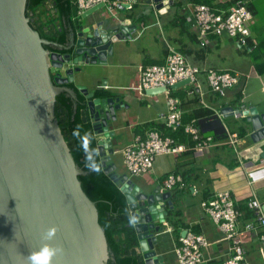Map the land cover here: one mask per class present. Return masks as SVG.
I'll list each match as a JSON object with an SVG mask.
<instances>
[{
    "label": "water",
    "instance_id": "95a60500",
    "mask_svg": "<svg viewBox=\"0 0 264 264\" xmlns=\"http://www.w3.org/2000/svg\"><path fill=\"white\" fill-rule=\"evenodd\" d=\"M165 14L173 0H150ZM28 0H0V264H29L30 251L45 242L61 246L53 264H108L112 258L99 223L97 205L84 192L78 168L55 117L56 98L74 83L83 65H106L114 43L136 30L130 22L92 17L98 5L81 16L87 26L72 33L61 55L44 48L50 44L31 26ZM109 17V15H108ZM120 25V26H118ZM55 78L52 79V76ZM178 83L172 89L190 84ZM87 99L88 111L98 140L104 172L120 185L131 210L139 253L145 264H165L156 247L161 244L167 222V205L174 209L171 193L143 192L127 175L118 176L112 162L118 133L111 130L118 112L129 109L120 97L95 98L94 92L78 87ZM165 90V89H163ZM156 90L146 91L153 95ZM234 113L232 107L221 110ZM247 117L251 140L264 143V112L237 111ZM58 228L53 241L44 235ZM188 231L182 233V237Z\"/></svg>",
    "mask_w": 264,
    "mask_h": 264
},
{
    "label": "crops",
    "instance_id": "0c3cea01",
    "mask_svg": "<svg viewBox=\"0 0 264 264\" xmlns=\"http://www.w3.org/2000/svg\"><path fill=\"white\" fill-rule=\"evenodd\" d=\"M149 1L150 0H139V4L132 10L124 12L125 14L116 13L108 17V11L104 7L92 16L97 19L107 17L110 22L114 19V21L116 20V24L129 21L131 26H136V30L129 33V38L114 43L113 54L108 57L107 63L113 68L118 67L119 64L124 63V61H129L130 66L134 69L132 78L127 82L121 83L112 79L110 80L111 83H117L111 84L109 80H97L98 76L94 75L95 78L91 79L95 81L94 84L89 82L94 85V90L90 92L104 90L113 96L120 97V99L124 101V104H128L129 106L127 111L123 110L118 112V121L113 123V127L111 128V130L118 133L114 139V141L116 140L114 154L120 153L118 146L122 143V136H125L128 142L124 150L133 142L136 136L135 128L137 126H145L151 123L161 124L160 117L168 111L167 100L172 96L171 92L187 88L182 86L175 90L171 89L168 92L163 89H158L153 95L146 94V92H142L139 89L141 76L140 68L152 65L154 62H163L169 48L177 51L203 52L200 56L195 54L186 56L193 64L201 68L213 69L220 72H231L240 75V84L227 94V96L231 98L220 99L216 95L210 93L209 87L205 89L201 84L204 96L203 98H200V96L198 97L200 103L203 101L210 107V110L219 113L217 119L218 124L210 123L208 125L204 123L206 126L204 130L207 136L215 137V133H219L220 129L225 135H227V133H240L241 127L245 126L243 120L247 121V117L243 116L237 118L234 113L223 114L221 110L226 107H232L235 111L241 110L246 112L248 110H258L260 113L264 112V74L259 73L257 70L258 65L264 70V0H241L246 3L254 15L250 28V39L255 48L250 50L240 48L235 40L227 37L214 38L204 51L200 48L197 50L190 48L188 43L183 41L182 37L186 36L191 42H193V38H196V44L198 45V40L193 29V8L195 5L188 0H173V3L166 12L168 13L172 7H176L174 20L169 22L170 28L166 31V33H169V36L167 38L165 37L163 26L162 30L160 28V37L163 44H159L156 40L155 43L157 48H155V44L153 43L149 48L146 47L140 51L137 49V43L141 41L146 31L160 26V15L166 14H161L156 10L157 4L153 1ZM143 6H146L147 9L154 14V23L147 25L146 16H144V14H136L137 9ZM49 7L52 8V5H49ZM81 16H79L81 25L87 26L88 19H82ZM138 26L141 27L140 31L137 30L139 28ZM176 29H178V31H176ZM160 49H163V51L159 52ZM211 49H224L228 51L235 49L239 52V61H234L232 65H226V67H220V69L213 67L208 68L207 63L211 61L208 58L209 56H207V52ZM197 61H203L204 65H199ZM223 61H227V57H225ZM223 64H226V62ZM125 69L132 71L129 67ZM202 77H204L206 81V76ZM137 84H139V86ZM242 86L246 88L244 91L239 89V87ZM117 90H119V92H116ZM173 97L179 99L181 104L185 105L183 108L184 117L192 115L197 108L202 107L200 103H195L196 97L188 95L186 100H182L176 96ZM163 101L166 110L162 107L154 114L150 108L153 105H162L161 103ZM136 102L138 104H135ZM133 106H139L140 109L136 107L138 111H136V109L134 111ZM133 112L137 113L135 117H132ZM131 120L133 121L131 122ZM243 128L246 129L247 134L244 138H241L238 134L241 139L238 151L228 146H223L222 144L226 138L224 140H222V138L218 140L215 139V144L210 149L174 156L175 160L172 165L173 167H170V163L167 162V166L162 163L153 170V175L158 174V176H160L159 180H157V185L154 187H143L139 181H135L128 173L118 174L116 172L118 176L127 175L129 179L134 181L136 186L148 195H152L154 190L158 187H160V189L163 188V179L165 176L175 173L176 171H179V173H189V181L187 182H189L188 189L190 190L186 189V192L189 193H184L179 204L182 210L181 219L184 223V227L175 231V228L167 221L168 223L166 225L163 224L164 230L161 244L156 247L157 253L163 256L165 264H178L174 250L179 244V239L182 237L184 231H192L194 233L198 231L199 234H203L208 238L210 244L209 247L203 250V264H219L229 256L230 242L219 230L211 216L201 208V202L206 198H210L220 191L230 190L239 210L242 208L247 209L246 206L248 207V203L254 199L264 203V143L255 144L250 138L252 131L249 126ZM160 132L163 133L162 131ZM124 150L121 151L123 157ZM229 153H232V155ZM194 187L198 190L197 195H193L192 190ZM165 193H167V191H165ZM241 213L242 218L240 219V227L247 223L244 222L245 212L241 211ZM253 221H255V218ZM258 233H264V228H259L257 232L252 233L251 236H248L245 240L244 245L249 264H264V245L258 241Z\"/></svg>",
    "mask_w": 264,
    "mask_h": 264
},
{
    "label": "built area",
    "instance_id": "2783aa9c",
    "mask_svg": "<svg viewBox=\"0 0 264 264\" xmlns=\"http://www.w3.org/2000/svg\"><path fill=\"white\" fill-rule=\"evenodd\" d=\"M78 7V15L104 4L108 15L124 13L132 10L139 4V0H74ZM254 15L250 8L243 1H236L229 8L211 7L208 5H195L193 8V29L201 50L208 48L214 38L227 37L235 40L240 48H255L251 43V24ZM140 90L165 89L170 91L172 87L180 82L190 80L196 85L197 91L190 90L189 96L203 98L198 76L205 75L210 93L221 98H226L230 90L234 89L241 82L239 74L231 72H220L213 69L201 68L192 63L189 58L180 51L169 48L163 62L140 68ZM187 85H185L186 87ZM175 90V89H173ZM198 94V95H197ZM168 111L160 117L161 125L166 130L178 132L183 129L194 146L189 143H182L176 138L164 136L158 130L146 132L145 137L136 135L133 142L124 150V162L128 174L132 178L144 177L154 166L156 157L178 156L188 151H203L210 149L215 144V137L207 136L199 126L200 120L193 118L188 123L183 122L184 111L181 101L173 96L167 100ZM202 108L210 109L203 101ZM239 111V110H238ZM237 118L243 114L234 111ZM219 113L214 112L209 124L218 119ZM206 118H204L205 120ZM207 123L208 122H204ZM238 134L226 135L222 145L238 151L240 142ZM185 189L187 187L182 176L169 175L164 181L160 190L171 192L175 187ZM193 195L198 194L196 187L192 190ZM201 208L209 214L219 230L230 242L229 256L219 264H249L245 249V240L259 228H264V203L254 199L248 203V208L253 212L255 221H250L240 227L241 211L237 208L230 190L216 193L210 200L203 201ZM261 244L264 245V233H258ZM209 240L203 234H196L188 231L185 237L179 239L174 253L178 264H203L204 249L209 247Z\"/></svg>",
    "mask_w": 264,
    "mask_h": 264
},
{
    "label": "trees",
    "instance_id": "16d2710c",
    "mask_svg": "<svg viewBox=\"0 0 264 264\" xmlns=\"http://www.w3.org/2000/svg\"><path fill=\"white\" fill-rule=\"evenodd\" d=\"M194 5H208L211 7H220L227 9L233 3L240 0H188ZM52 5L49 10L46 9L47 6ZM27 16L31 19V26L39 33L40 37L50 44L44 45V48L51 53H58L61 55H67L71 53L63 47L69 45L71 34L77 33L82 30L83 25L80 23V17L78 15V7L74 3V0H28L27 2ZM32 14V16H30ZM180 19V18H179ZM193 42L197 43L196 38H193ZM204 51V50H203ZM185 55L195 54L200 56L203 52H191L180 50ZM157 64V63H153ZM259 73L264 74V70L257 66ZM65 88L74 92L76 98H73L69 92L63 91L56 98L55 105V117L61 129V132L65 138V141L70 148L73 158L82 171L79 175V180L81 186L87 196L96 203L99 212V223L103 228L108 247L112 258L109 260L108 264H145L143 256L139 253V239L132 221L131 210L129 208V203L126 195L120 190V185L115 183L109 175L104 172L102 166V159L99 156L96 158L100 164V171L93 172L89 171L85 167V157L84 153L79 147L77 140L72 136V131L77 125L82 126V132L87 131L92 134L93 139L91 140V147L98 150V140L94 131L93 124L91 122V116L88 111L87 99L85 95L79 90L78 86L74 83H68L64 86ZM95 98H110L116 97L104 90H96L94 92ZM195 103H200L198 97L196 96ZM236 105V104H234ZM183 104V108H184ZM214 112L210 109H205L202 107L197 108L192 115L185 116L183 118L184 123H188L193 118L200 120V126L202 131L207 134L204 130L206 127L204 122H208ZM204 118H206L204 120ZM245 122L246 127L248 125ZM218 121L214 119L211 124H218ZM218 126V125H217ZM241 127L239 136L244 138L247 134L245 128ZM151 130L162 131L164 136L173 137L181 141L182 143H189L191 147L194 146V142L185 135L184 130L181 129L178 132H172L166 130L164 126L157 123L147 124L145 126H137L135 128V134L145 137L146 132ZM222 130L220 129L219 133ZM215 133V139L226 138L225 133L221 132ZM225 146V145H223ZM99 152V151H98ZM186 153H194V150L188 151ZM174 176H182L187 187L185 189H180L175 187L171 193V200L173 201L174 209H171L167 205V221L175 231L179 228L184 227L182 221V210L179 207L180 201L184 196L189 187V173H179L176 171L172 173ZM171 175V174H169ZM165 176L164 181L168 178ZM187 189V190H186ZM206 198L203 201L210 200ZM202 201V202H203ZM201 202V203H202ZM238 208V207H237ZM247 209H240L245 212L244 222H250L254 220L253 212L246 206ZM239 209V208H238ZM199 234V232H195Z\"/></svg>",
    "mask_w": 264,
    "mask_h": 264
},
{
    "label": "rangeland",
    "instance_id": "374dc122",
    "mask_svg": "<svg viewBox=\"0 0 264 264\" xmlns=\"http://www.w3.org/2000/svg\"><path fill=\"white\" fill-rule=\"evenodd\" d=\"M220 1H224V0H220ZM46 9L49 10L50 7L47 6ZM104 13H105V11H104ZM175 13H176V7H172L168 13H166L165 15H160V19H161L160 20V26L154 27V28L150 29L149 31H146L145 35L142 36L141 41H139L137 43V49L142 51L146 47L149 48V46L153 43L155 44V48H157V45L155 43L156 40L159 44H163L161 37H160V28L162 30V27L164 26L163 29L165 31L163 30V32H164L165 37L167 38L169 36V33H166V31L169 30V28H170L169 22L174 20ZM136 14H144V16H146V18H147V21H146L147 25L155 22L154 14H152L149 11V9H147L146 6H143L139 9H137ZM30 16H32V15L30 14ZM82 22H83V20H82ZM138 27L139 28L137 30L140 31L141 27L140 26H138ZM176 31H178V29H176ZM155 34H156V36H155ZM182 39L185 43H188V46L190 48L195 49V50H197L199 48L198 47L199 45H197L194 42L189 41V39L186 36H183ZM160 51H163V49H160L159 52ZM238 54H239V52H237V50H235V49L229 50V51L224 50V49H211V50H209V52H207V56H209L208 57L209 60L211 62H214V63H211V62L207 63V67L208 68L213 67V68L220 69V67H226V65L230 66V65H232V63L234 61H236V62L239 61ZM241 55L244 56L243 54H241ZM225 57H227V61H223ZM224 62H226V64H223ZM197 63L199 65H202V66L204 65L203 61H197ZM106 65H88V66L85 65V66H81V71L75 73L74 84L76 86L78 85V87H85V88H87V90L93 91L94 85H92L89 82H92L94 84L95 81L91 80V79L95 78L94 75L98 76L97 80H100V81L109 80V83H111L110 80H112V79L114 81H117L118 83H121V82H127L132 78L134 69H133V67L130 66L129 61H124V63H120L118 66L119 68L118 67L112 68V67H110V65H108V64H106ZM122 65H123V68H122ZM124 67L125 68L129 67L132 71H128ZM202 76H205V75L198 76V79L200 81V84L205 89H207L209 87L207 79L205 81L204 77H202ZM117 82H112V83H117ZM137 85L139 86V84H137ZM186 87H187L186 89L182 88L180 90L172 91L171 95L176 96L182 100H186V97L188 96V92L190 90L193 89V90L197 91L196 85H194V84L188 85ZM239 89L244 91L246 88H244L242 86V87H239ZM116 92H119V90H117ZM213 95H215V94H213ZM217 97L220 99H223L219 96H217ZM226 98H231V97L227 96ZM163 103H164V101L161 103L162 105H153L150 108V110L154 114L157 113L160 110V108H162V107L164 108V110H166L165 104L163 105ZM135 104H138V103L136 102ZM136 107H138V109H140L139 106H133L134 111H135ZM142 107L146 108L145 106H142ZM136 111H138V110L136 109ZM136 115H137V113L133 112L132 117H135ZM132 121L133 120H131V122ZM228 123H230V122H228ZM122 138H123L122 143H120V145L118 146V148L120 149V153L118 152V153L114 154L112 156L113 157L112 161L116 165V172L118 174L119 173L127 174L128 172H127V169L125 166L123 153L121 151L124 150V147L127 145L128 142L126 141L125 136H122ZM229 154L232 155V153H229ZM174 158L175 157L172 155H168V156H164V157H156L153 169L151 170L152 172L150 171L151 173L149 172L150 174H148L144 177L134 178L135 181H139V183H141V185H143V187H147V186L148 187H154L155 185H157V183H158L157 180H159L160 176H158V174L153 175V170H155V168L157 166L161 165L162 163H163V165L166 164V166H167L168 165L167 162L170 163V167H173L172 165H173L174 160H175ZM236 168H238V167H236ZM258 241L261 243L259 238H258Z\"/></svg>",
    "mask_w": 264,
    "mask_h": 264
},
{
    "label": "clouds",
    "instance_id": "9594fccd",
    "mask_svg": "<svg viewBox=\"0 0 264 264\" xmlns=\"http://www.w3.org/2000/svg\"><path fill=\"white\" fill-rule=\"evenodd\" d=\"M72 136L77 140L79 147L84 153L85 167L89 171L99 172L100 164L96 159L99 156V152L97 149L91 147L92 134L87 131L82 132V126L77 125L72 131ZM130 223H133V221H130ZM57 231L58 228L56 227L49 228L44 235V240L53 241ZM62 252L63 248L61 246L45 242L38 250L30 251L27 260L29 264H53L56 257L62 254Z\"/></svg>",
    "mask_w": 264,
    "mask_h": 264
},
{
    "label": "flooded vegetation",
    "instance_id": "af4514ba",
    "mask_svg": "<svg viewBox=\"0 0 264 264\" xmlns=\"http://www.w3.org/2000/svg\"><path fill=\"white\" fill-rule=\"evenodd\" d=\"M26 10H27V8H26ZM69 43H70V42H69ZM54 78H55V75L52 76V79H54Z\"/></svg>",
    "mask_w": 264,
    "mask_h": 264
}]
</instances>
